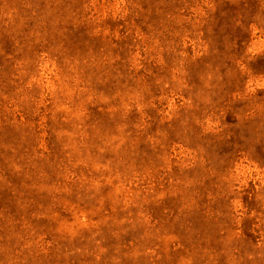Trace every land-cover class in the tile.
<instances>
[{"label": "rangeland", "instance_id": "rangeland-1", "mask_svg": "<svg viewBox=\"0 0 264 264\" xmlns=\"http://www.w3.org/2000/svg\"><path fill=\"white\" fill-rule=\"evenodd\" d=\"M0 264H264V0H0Z\"/></svg>", "mask_w": 264, "mask_h": 264}]
</instances>
